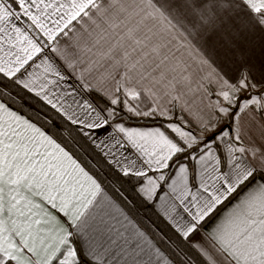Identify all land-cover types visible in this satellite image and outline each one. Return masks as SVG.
Listing matches in <instances>:
<instances>
[{
	"label": "snow or ice",
	"instance_id": "obj_1",
	"mask_svg": "<svg viewBox=\"0 0 264 264\" xmlns=\"http://www.w3.org/2000/svg\"><path fill=\"white\" fill-rule=\"evenodd\" d=\"M0 264H264V0H0Z\"/></svg>",
	"mask_w": 264,
	"mask_h": 264
}]
</instances>
